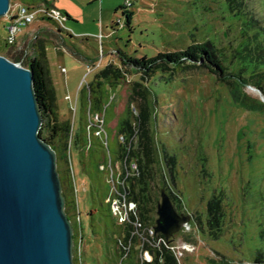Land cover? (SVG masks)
Wrapping results in <instances>:
<instances>
[{
    "label": "rangeland",
    "instance_id": "374dc122",
    "mask_svg": "<svg viewBox=\"0 0 264 264\" xmlns=\"http://www.w3.org/2000/svg\"><path fill=\"white\" fill-rule=\"evenodd\" d=\"M10 1L14 14L23 2ZM42 1L75 23L66 20L60 30L48 21L32 22L8 46L4 39L11 22L5 15L0 18V55L17 54L25 62L32 57L34 44L44 43L58 120L71 122L76 132L81 96L100 70L109 64L121 67L119 51L133 58H155L204 44L225 72L212 74L202 62H186L178 71L172 64L160 63L145 80L139 72H130L127 81L114 90V117L107 126L111 154L116 152V139L120 142L113 166L118 175L117 197L128 212L130 205L134 211L124 223L113 217L115 227L109 229L108 241L101 231L93 233L92 183L78 152L70 151L76 220L84 236L79 249L82 264H153L155 249L162 248L173 255L174 264H264V110H247L232 94L238 76L241 91L264 102V94L251 85V77L264 71L259 65L253 68L264 62L258 57V51H264V0H245L239 11L229 9L226 0ZM125 3L132 4V30L126 27L121 11L116 12ZM106 91L110 92L108 86ZM144 111L156 157L147 182L157 204L148 224L140 221V204L130 195L142 173L132 176L127 171L138 166L129 153L139 149ZM97 117L93 125L102 131V115ZM125 119L133 131L123 134L119 126ZM164 154L174 160L171 167ZM162 191L181 201L178 213L190 217L171 241L154 230ZM214 194L223 195L218 238L209 234L206 225L208 202ZM197 218L203 229L195 224ZM186 244L192 250H185Z\"/></svg>",
    "mask_w": 264,
    "mask_h": 264
},
{
    "label": "trees",
    "instance_id": "16d2710c",
    "mask_svg": "<svg viewBox=\"0 0 264 264\" xmlns=\"http://www.w3.org/2000/svg\"><path fill=\"white\" fill-rule=\"evenodd\" d=\"M20 1L26 4L33 2L36 5L34 0ZM226 2L230 7L229 9L232 11H239L241 8L245 7V0H226ZM131 5L132 4L128 5V3H125L116 10V12L121 11L123 18H125V25L130 30H132V18L134 17V12L130 11L129 6ZM64 16H66L67 21L71 19L66 14H64ZM47 21L56 25V23L51 20ZM261 53L264 54V51H261ZM45 54L46 49L44 43L37 42L34 44L33 54L31 55L32 57H30V59L25 62L17 54L11 57H4L15 64L20 63L26 69H31L33 73L35 96L39 105L38 109L40 110L42 116V126L39 137H41V139L50 145L52 150L56 152V165L60 176L59 179L61 180L62 184L61 192L65 198V213L68 216V220L71 221L74 233L73 260L75 264H82L80 261L79 249L84 243V236L81 233L82 229L79 224V219L76 220V202L73 193L74 188L71 179V167L69 166L71 162L70 151L75 148V150L78 152L81 163L80 165L82 166L84 173L90 177L89 179L92 183L90 193H92L93 205L91 212L92 218L90 220L93 233L101 231L108 241L110 239V235L108 234L109 229L115 227V224L113 221L111 208L109 207L110 204L107 202V199L110 195L109 192L111 191V186L107 181L109 169L106 167L108 165L111 171L114 170L113 166L118 160L117 155L118 152H120L119 138L116 139L118 144L116 152L112 154L108 139L109 135L107 125L113 121L114 117V113H112V111H114L112 107L116 98L114 90L119 88L120 85L127 81V76L130 74V72H139L143 75V80H145L152 75V72H154L157 65L160 63L172 64L174 65V70L178 71L179 69L182 70L184 68L183 65L186 62H202L212 74H221V76H223L225 72L221 62L215 60L213 51L208 45L204 44L191 45L187 50L177 53H161L155 58H133L122 51H119L118 59H120L121 67H117L114 64H109L105 69L100 70L93 83L89 84L87 93H84L81 96V120L79 123V129L76 132L70 124L71 122L65 121L60 123L58 120L55 104L56 99L54 97L55 93L51 83H49L50 78L49 71L47 70L48 65ZM258 54L260 59H264L263 55L260 54V51H258ZM257 65L264 69V62H261V60L256 63V65H253V68ZM236 77V81L234 82L235 85L232 89L234 99L244 108L246 107L247 110H264V102L262 100L252 99L243 93V91H241L242 86L240 77ZM251 78V85L256 87L258 91L260 90V92L264 94V71H261V73H258ZM106 86L110 88V92L106 91ZM99 114L102 115L103 123L101 126L104 128L102 131L93 125L96 124L95 118ZM143 114L144 116H142L139 126V149L129 153L130 159L138 164L137 168L142 173V177L140 180H138L137 185L132 186V193H130V195L134 196L135 200H137L140 204L139 209L142 211L140 215V221L148 224V221H150L149 215L154 212L153 208L155 207L153 206L157 204V202L154 200V197L152 195L150 196L152 191H149L147 182V180L152 178L154 172L152 167H154L156 164V157L154 155L155 150L153 147V142H151L152 137L148 128L146 111H144ZM128 125V120L125 119L119 126V131L123 134L127 131L132 132V128L128 127ZM164 156L167 166L171 167L174 160L165 154ZM222 197V194H214V196L211 197V200L208 202L206 210V225L209 230V234L213 238L220 237L222 232L221 224L222 218L224 216V213L222 212ZM170 199L175 207V210L178 212L183 206L182 202L172 195H170ZM151 205L152 207H150ZM97 218L99 219L97 220ZM194 221L200 229H203V225L201 224L202 222L199 218ZM109 222L111 223V227L108 226ZM116 227H118L119 230H122L119 225ZM161 260H163V264L175 263L173 255L169 251L165 250V248L160 250L155 249V260L153 264H160Z\"/></svg>",
    "mask_w": 264,
    "mask_h": 264
},
{
    "label": "water",
    "instance_id": "95a60500",
    "mask_svg": "<svg viewBox=\"0 0 264 264\" xmlns=\"http://www.w3.org/2000/svg\"><path fill=\"white\" fill-rule=\"evenodd\" d=\"M11 1L0 0V18ZM31 69L0 55V264H75L57 155L40 135ZM156 233L167 241L189 223L162 191Z\"/></svg>",
    "mask_w": 264,
    "mask_h": 264
},
{
    "label": "built area",
    "instance_id": "2783aa9c",
    "mask_svg": "<svg viewBox=\"0 0 264 264\" xmlns=\"http://www.w3.org/2000/svg\"><path fill=\"white\" fill-rule=\"evenodd\" d=\"M40 5L39 7H37ZM38 5H22L19 6V9L14 14H11L12 11V5L10 7V11L7 12L6 16H9L10 19V25L7 26L8 28V35L7 38L4 39L6 44L8 46H13L15 43V39H17L18 32H21L23 28H27L29 25L34 23L38 20H51L59 27L60 30H63L62 28L65 27L64 22L67 20L66 16L63 15V13L59 10H57L53 6H47L44 4H38ZM19 65V64H18ZM97 117L95 121H99ZM101 124L103 123L102 117H100ZM100 124V129H102V126ZM132 163L136 164L133 160ZM111 171V169L109 170ZM108 171V179L107 181L110 183L111 191L109 192V197L107 199V202L110 204V208L112 211L113 217L118 221L119 223H124L126 220H129L131 217L133 210V205H130L128 208H130V212H128L126 206L122 205L121 200L118 197V183L116 181L117 179V173L116 170H112L111 172ZM127 171H131V175H138L139 169L136 168V165L134 166V169L130 170V168H127ZM116 173V174H115ZM128 175V174H127ZM114 176V178H113ZM118 196V197H117ZM125 204V203H124ZM135 215V214H134ZM136 216V215H135ZM136 221L138 222L139 219L136 217ZM135 221V222H136ZM151 233H154L153 230ZM183 248L185 250H192V248L189 245H184Z\"/></svg>",
    "mask_w": 264,
    "mask_h": 264
},
{
    "label": "crops",
    "instance_id": "0c3cea01",
    "mask_svg": "<svg viewBox=\"0 0 264 264\" xmlns=\"http://www.w3.org/2000/svg\"><path fill=\"white\" fill-rule=\"evenodd\" d=\"M53 1V0H52ZM43 2L44 1H42V0H40V1H37L36 2V5H38V4H43ZM51 3H54V2H51ZM50 3V4H51ZM23 5H27V6H29V5H35L33 2L32 3H23ZM54 5V4H53ZM51 6H52V4H51ZM65 13V12H64ZM67 15V14H66ZM68 16V15H67ZM70 17V16H69ZM71 18V17H70ZM43 21H46V20H43ZM68 21H71V22H73V23H75L73 20H72V18L70 19V20H68ZM60 32V31H59Z\"/></svg>",
    "mask_w": 264,
    "mask_h": 264
}]
</instances>
